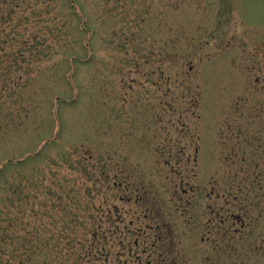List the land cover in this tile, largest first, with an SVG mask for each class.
Wrapping results in <instances>:
<instances>
[{"label":"rangeland","instance_id":"1","mask_svg":"<svg viewBox=\"0 0 264 264\" xmlns=\"http://www.w3.org/2000/svg\"><path fill=\"white\" fill-rule=\"evenodd\" d=\"M71 1L0 0L45 41L0 50V220L61 185L110 264H264V0Z\"/></svg>","mask_w":264,"mask_h":264},{"label":"trees","instance_id":"2","mask_svg":"<svg viewBox=\"0 0 264 264\" xmlns=\"http://www.w3.org/2000/svg\"><path fill=\"white\" fill-rule=\"evenodd\" d=\"M128 2L129 0L126 1L127 5ZM71 3L76 7L75 0ZM141 5L143 6V3ZM8 10L14 14L16 7L11 5L6 9ZM23 15L17 19L6 18L3 14L0 16V50L3 52L6 46L13 50L11 56H3L2 59L6 60L1 62H8L10 58H13V62L18 61L16 72L24 70L21 61L24 62L30 39L34 44L33 51L42 48L45 42H40L43 38L41 33H34L32 38L30 34L25 33L27 31L23 26L26 18L24 19ZM147 16L143 13L140 22L146 24L144 18ZM12 23L15 24V28L12 27ZM2 26L10 30L9 36L12 38H7L9 40L1 39ZM29 51L30 48L27 51L30 63ZM33 58L35 62H39L40 56L34 52ZM29 68L30 66L27 67ZM11 77L12 73L5 70L1 79L3 85L11 81ZM15 83L17 88L13 91L14 97L20 88L27 86L21 77L15 79ZM263 182L264 175L260 173L256 175L252 184L260 191ZM58 187L60 190L53 192L51 188L44 189L43 183L34 185L30 191V212L20 210L16 218L8 214V217L0 220V264H110L111 248L108 241L112 234L110 225L103 228L105 225L96 220L87 197L83 198L72 190L66 192L61 185L56 186ZM84 195L88 193L85 192ZM82 203L84 207L81 206ZM76 206L78 208L73 209ZM80 214L87 221L80 222ZM129 249L131 251V248Z\"/></svg>","mask_w":264,"mask_h":264}]
</instances>
